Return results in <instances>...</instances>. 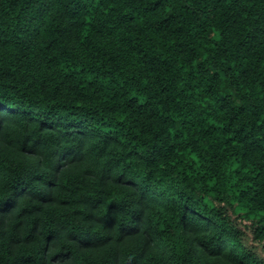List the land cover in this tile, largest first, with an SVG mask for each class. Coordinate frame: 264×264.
Masks as SVG:
<instances>
[{"label":"trees","instance_id":"16d2710c","mask_svg":"<svg viewBox=\"0 0 264 264\" xmlns=\"http://www.w3.org/2000/svg\"><path fill=\"white\" fill-rule=\"evenodd\" d=\"M0 264H264V0H0Z\"/></svg>","mask_w":264,"mask_h":264}]
</instances>
